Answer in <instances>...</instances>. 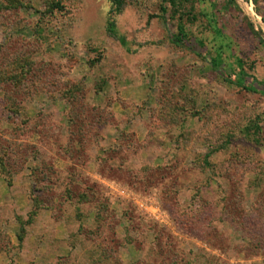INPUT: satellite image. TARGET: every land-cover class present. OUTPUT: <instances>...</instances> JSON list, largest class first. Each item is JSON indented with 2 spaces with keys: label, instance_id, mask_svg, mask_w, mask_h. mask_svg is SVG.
<instances>
[{
  "label": "rangeland",
  "instance_id": "374dc122",
  "mask_svg": "<svg viewBox=\"0 0 264 264\" xmlns=\"http://www.w3.org/2000/svg\"><path fill=\"white\" fill-rule=\"evenodd\" d=\"M229 1L0 0V264H264V0Z\"/></svg>",
  "mask_w": 264,
  "mask_h": 264
},
{
  "label": "trees",
  "instance_id": "16d2710c",
  "mask_svg": "<svg viewBox=\"0 0 264 264\" xmlns=\"http://www.w3.org/2000/svg\"><path fill=\"white\" fill-rule=\"evenodd\" d=\"M163 1L166 4H169L171 6L173 15L174 16L177 15L178 0H163ZM111 2L114 7V10H113L114 13H121L125 9L126 4H127L126 0H111ZM229 3L234 5L236 8L239 5V4L238 5L236 4L235 0H230ZM263 22H264V18H263ZM249 28L258 38H261L264 35L261 29L259 31H256L252 23L249 25ZM107 33L110 35V37L119 38L117 35V30H116V23L113 20L108 22ZM173 39L175 43H177L178 45L188 48V46H186V40H188V34L186 33L183 23L178 26V33L173 37ZM119 40L122 44H125V39L120 38ZM197 45H199V47H203L202 43H197ZM197 55L202 57L200 53ZM210 65L213 68L218 69L222 65V59L217 56L216 58L211 60ZM247 78L248 76L244 72H242L239 78H235L234 80L232 79L231 81L234 84H239L240 86L244 87L245 89L249 91L260 92L264 94V81L258 82L256 79H252V82L247 84L245 83ZM209 155L210 154H208V156Z\"/></svg>",
  "mask_w": 264,
  "mask_h": 264
},
{
  "label": "bare ground",
  "instance_id": "6f19581e",
  "mask_svg": "<svg viewBox=\"0 0 264 264\" xmlns=\"http://www.w3.org/2000/svg\"><path fill=\"white\" fill-rule=\"evenodd\" d=\"M241 2H243V1L241 0ZM259 22H260V24H261V26H262V28L264 30V22H262L261 20H259Z\"/></svg>",
  "mask_w": 264,
  "mask_h": 264
}]
</instances>
